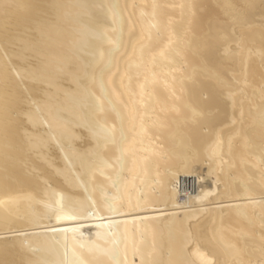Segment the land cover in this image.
<instances>
[{
  "label": "bare ground",
  "instance_id": "obj_1",
  "mask_svg": "<svg viewBox=\"0 0 264 264\" xmlns=\"http://www.w3.org/2000/svg\"><path fill=\"white\" fill-rule=\"evenodd\" d=\"M0 264H264V0H0Z\"/></svg>",
  "mask_w": 264,
  "mask_h": 264
}]
</instances>
